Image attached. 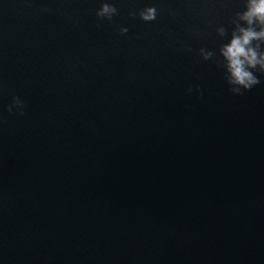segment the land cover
<instances>
[{
	"label": "water",
	"instance_id": "obj_1",
	"mask_svg": "<svg viewBox=\"0 0 264 264\" xmlns=\"http://www.w3.org/2000/svg\"><path fill=\"white\" fill-rule=\"evenodd\" d=\"M246 10L0 0V264H264V70L221 54Z\"/></svg>",
	"mask_w": 264,
	"mask_h": 264
},
{
	"label": "clouds",
	"instance_id": "obj_2",
	"mask_svg": "<svg viewBox=\"0 0 264 264\" xmlns=\"http://www.w3.org/2000/svg\"><path fill=\"white\" fill-rule=\"evenodd\" d=\"M114 13L115 9L105 4L98 15L110 17ZM141 17L146 21L155 19V9H147ZM239 18L247 26L237 27L230 42L221 49V54L227 62L229 83L248 89L258 83L250 69L259 66L264 70V52L259 50L260 43H264V0H247V10ZM254 41L259 43L254 45ZM234 90L238 91L239 87Z\"/></svg>",
	"mask_w": 264,
	"mask_h": 264
}]
</instances>
